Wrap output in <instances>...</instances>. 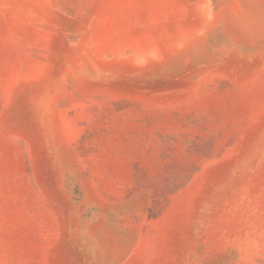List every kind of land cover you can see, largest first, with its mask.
Returning <instances> with one entry per match:
<instances>
[{"label":"rangeland","instance_id":"obj_1","mask_svg":"<svg viewBox=\"0 0 264 264\" xmlns=\"http://www.w3.org/2000/svg\"><path fill=\"white\" fill-rule=\"evenodd\" d=\"M0 264H264V0H0Z\"/></svg>","mask_w":264,"mask_h":264}]
</instances>
